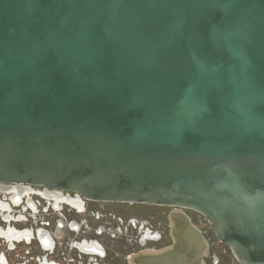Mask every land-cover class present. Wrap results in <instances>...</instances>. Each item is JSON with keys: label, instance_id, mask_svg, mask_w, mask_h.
<instances>
[{"label": "water", "instance_id": "95a60500", "mask_svg": "<svg viewBox=\"0 0 264 264\" xmlns=\"http://www.w3.org/2000/svg\"><path fill=\"white\" fill-rule=\"evenodd\" d=\"M0 183L171 207L131 264H207L185 210L264 264V0H0Z\"/></svg>", "mask_w": 264, "mask_h": 264}, {"label": "flooded vegetation", "instance_id": "af4514ba", "mask_svg": "<svg viewBox=\"0 0 264 264\" xmlns=\"http://www.w3.org/2000/svg\"><path fill=\"white\" fill-rule=\"evenodd\" d=\"M171 210L0 183V264H131L133 254L171 243ZM185 211L208 241L207 264H241L201 214Z\"/></svg>", "mask_w": 264, "mask_h": 264}, {"label": "bare ground", "instance_id": "6f19581e", "mask_svg": "<svg viewBox=\"0 0 264 264\" xmlns=\"http://www.w3.org/2000/svg\"><path fill=\"white\" fill-rule=\"evenodd\" d=\"M16 188V187H15Z\"/></svg>", "mask_w": 264, "mask_h": 264}, {"label": "rangeland", "instance_id": "374dc122", "mask_svg": "<svg viewBox=\"0 0 264 264\" xmlns=\"http://www.w3.org/2000/svg\"><path fill=\"white\" fill-rule=\"evenodd\" d=\"M205 227V226H204Z\"/></svg>", "mask_w": 264, "mask_h": 264}]
</instances>
